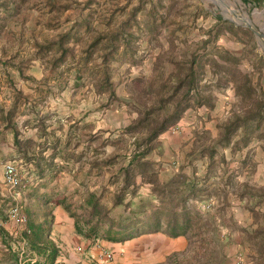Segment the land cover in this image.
Segmentation results:
<instances>
[{"label": "rangeland", "instance_id": "1", "mask_svg": "<svg viewBox=\"0 0 264 264\" xmlns=\"http://www.w3.org/2000/svg\"><path fill=\"white\" fill-rule=\"evenodd\" d=\"M12 135L0 173L19 165L26 217L51 222L65 197L83 227L89 194L122 221L183 211L185 244L159 264H264V0H0V139ZM0 197L6 221L14 200ZM90 239L84 264L112 263Z\"/></svg>", "mask_w": 264, "mask_h": 264}, {"label": "crops", "instance_id": "2", "mask_svg": "<svg viewBox=\"0 0 264 264\" xmlns=\"http://www.w3.org/2000/svg\"><path fill=\"white\" fill-rule=\"evenodd\" d=\"M7 141L0 139V147H7L8 150L12 147L11 151L14 152L13 135ZM3 155L0 152V159H3ZM3 182V174L0 173V196L9 198L10 191L3 188ZM50 204L52 205L50 230L42 236L38 244L44 243L56 249L53 260L47 254L48 251L39 252L26 237L25 252L21 255L20 238L11 234L12 224L7 222L3 226L4 233L0 235V264L13 262L14 256H16L17 264H84L88 257L86 248L91 239L76 231L75 219L70 216L63 205L56 204V202ZM3 211L6 217L7 211ZM42 220L39 219L34 223H41ZM160 235L165 236L161 232H153L142 234L124 242H110L104 239L100 242L114 250V259L110 264H159L173 249L185 244L183 236H168L169 238L165 239Z\"/></svg>", "mask_w": 264, "mask_h": 264}, {"label": "trees", "instance_id": "3", "mask_svg": "<svg viewBox=\"0 0 264 264\" xmlns=\"http://www.w3.org/2000/svg\"><path fill=\"white\" fill-rule=\"evenodd\" d=\"M186 107L182 106L180 103L175 107L169 117L165 119L156 129H154L147 139L155 138L161 132H163L168 125L177 122L180 118L181 112L185 110ZM168 121V122H167ZM238 124L237 126H239ZM19 143V139L17 138V131L15 132L14 144L17 145ZM150 147L142 150H135L132 153V156L124 169V182L122 183L119 192L116 193V197L114 198L113 205H117L122 203L123 195L127 193V189L132 184L129 181L130 170L134 164H137L141 161V159L145 158L149 151ZM133 193V191H132ZM100 195L94 196L93 194H89L87 198V204L90 207L88 218L85 220V224L83 227L79 225L77 220L78 215L70 212V207L65 204V197L59 198L56 201V204L63 205L64 209L75 219V228L76 231L87 238H101L110 242H124L126 240L138 237L142 234L153 233V232H161L170 237H177L186 235L187 231L190 229L191 223L189 220V216L183 212L173 211L167 214V217H164L162 220L161 214L157 211L151 212L145 219H139L138 217H134L129 220H117L109 217L106 207L100 203ZM28 214L27 219V231H23L21 234L23 237L28 238L32 244H34L35 248L39 252H47L51 260H53L56 249L51 245H46L44 243L38 244L42 238V236L46 235L50 230V223L46 220L48 217V213L44 214V218L41 223H34V220ZM52 218V216H51ZM52 220V219H50ZM102 228V234L99 235L98 231ZM4 233L3 229L0 227V235ZM9 264H17L16 256L13 257V262Z\"/></svg>", "mask_w": 264, "mask_h": 264}, {"label": "built area", "instance_id": "4", "mask_svg": "<svg viewBox=\"0 0 264 264\" xmlns=\"http://www.w3.org/2000/svg\"><path fill=\"white\" fill-rule=\"evenodd\" d=\"M3 178L10 190V197L14 200L7 210L6 221L0 220V226H4L7 222L12 224L11 234L15 237H19L21 251L20 254H24L27 240L22 236L23 231H27V217L21 211V205L18 203L21 191L16 189H24L26 183L22 180V176L19 172V165L15 161H7L3 165ZM98 258L106 262H112L114 254L112 251L98 246L97 249Z\"/></svg>", "mask_w": 264, "mask_h": 264}]
</instances>
